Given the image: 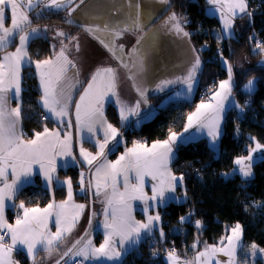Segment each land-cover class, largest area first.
<instances>
[{
    "label": "snow or ice",
    "instance_id": "6c2138e0",
    "mask_svg": "<svg viewBox=\"0 0 264 264\" xmlns=\"http://www.w3.org/2000/svg\"><path fill=\"white\" fill-rule=\"evenodd\" d=\"M85 0H0V264H18L13 252L16 250L25 252L32 264H36V258L41 252L46 254V259H51L55 254L58 258L55 264H123L122 257L134 250L142 240L159 232L161 240L165 233L161 225L159 211L170 200H177L175 193L178 187H183L184 177L176 176L170 163L173 159V148L178 140L187 143L195 138L194 134L184 137L174 131H169L167 139L157 140L150 147L144 143L136 142L132 148L125 152L114 162L107 156L121 142L117 140L121 133L113 124L109 123L105 115V102L112 103L118 108L119 119L123 125L129 117L139 116L141 104H147V93L150 90L144 83L143 74L146 71V53L141 51L144 35H140L129 54H125L124 45H116V40L121 39L126 32H141L147 34L145 25L141 20L139 0H121L119 4H113L108 10L107 16L99 13L90 15V22L80 25L94 39L116 59L120 67L124 68L128 80L132 81V87L139 99L134 103L123 100L119 95L118 70L111 66L98 67L82 92L74 103L75 129L77 143L79 144V157L73 155V137L70 129L73 121L70 118L73 107V90L80 85L79 69L77 64L68 55L69 45L80 50L79 38L70 35L63 30H57L55 38L59 40L60 48L54 51L52 56L43 60L33 61L29 55L28 46L36 38L45 36L49 31L47 26L40 29L33 26V18L30 13H35L38 21L43 18L44 10L49 12L65 11L66 23L73 24L72 13L84 4ZM160 3H168V0H159ZM215 13L223 23V31L230 35L233 22L236 17L247 14V0H207ZM6 12L9 14L6 16ZM115 17H118L114 19ZM10 18V25H6V19ZM181 17L173 12L165 21V27L177 35L190 37V33L184 31ZM99 21V22H97ZM218 40L220 37L217 38ZM18 40V44L16 41ZM67 41V43L65 42ZM15 45L14 51L8 49ZM55 49L56 45H52ZM255 49L264 54V44L257 42ZM254 49V50H255ZM195 52V49H192ZM35 63L39 76L42 94L41 107L47 115L43 120H54L55 127L49 129L44 125L43 131L34 132L32 138L20 128L21 121V70L24 66ZM200 59L197 55L188 67L187 73L174 79H162L155 84V91L162 92L169 86L180 83L186 87L190 96L193 91L196 74L200 68ZM227 66L228 78L219 82L218 89L212 92L207 100L202 99L196 105L195 111L187 115V123L184 133L190 129L206 134L210 137L209 148L216 150V141L219 137L220 123L225 111V102L232 96L233 69L232 65L224 60ZM72 73L69 75V73ZM254 79H249L244 86L246 92L254 90ZM211 91V90H210ZM180 93H177L179 96ZM171 99V98H170ZM13 100L16 106L12 107ZM232 106L244 108L231 102ZM152 113H145L144 117L137 120L139 125L143 120L151 118ZM67 127L69 131L61 129ZM255 145L247 149L246 156H239L234 160L237 166L234 174H239L243 179L252 176L253 154L264 150V144L251 138ZM116 141L113 148L109 144ZM92 144L95 153L88 151L84 143ZM107 149V152H106ZM71 160L63 167L78 166L83 163L87 166V172L79 173V186L81 193H91L94 197H103V221L98 227L103 229V242L97 247L90 238L92 218L89 219L88 229L79 238L70 244L66 241L75 229L85 209L84 204L74 202L72 179L60 181L57 173L58 158ZM264 159V156L261 157ZM34 166H38L39 174L44 178L46 188L52 193V200L46 207H27L23 201L18 206L14 203L18 193L25 184L30 183V177L34 175ZM134 174V175H133ZM227 175V174H226ZM122 178V180H121ZM146 178H150L151 195L145 191ZM54 185L56 187H54ZM67 186V197L57 202L55 191ZM121 187L123 190H121ZM187 199V192L184 191ZM141 201L144 207L141 209L145 219L137 220L134 215L133 202ZM256 207H261L257 204ZM22 210V215L17 214L15 223H9L5 211L6 208ZM155 211V214H151ZM96 213H92L95 217ZM189 217H180L183 224L189 221ZM54 219L55 231L49 228V223ZM199 230L201 222H195ZM242 228L239 223L231 229V235L222 237L220 246L204 245V250L199 251L192 260H181L175 248L167 251V264H238L237 251L241 246ZM6 237L8 241H6ZM226 241V243H225ZM199 244L197 240L192 248L195 250ZM251 252L239 264H247V255L255 258L258 254H264V248H258L253 243ZM217 254H222L227 260L221 261ZM153 255H156L154 252ZM79 258V259H78Z\"/></svg>",
    "mask_w": 264,
    "mask_h": 264
},
{
    "label": "trees",
    "instance_id": "16d2710c",
    "mask_svg": "<svg viewBox=\"0 0 264 264\" xmlns=\"http://www.w3.org/2000/svg\"><path fill=\"white\" fill-rule=\"evenodd\" d=\"M89 1L85 0L84 4H81L76 11ZM169 1L170 6L165 14L174 11L183 16L185 28L188 31L194 29L199 19L203 17V0ZM260 1L261 13L254 12L251 16L246 15L236 19L234 36L219 42L224 48L222 58L235 67L233 94L236 102L243 106V103L248 101V108L245 112H241L239 107L227 112L218 153L210 150L208 142L204 138L180 144L176 150L172 169L176 175L184 177V188L180 187L178 190L182 199L178 202H170L160 212L163 230L166 232L169 227H173L168 243L172 242L178 252H183L197 240L199 241L197 250L205 243L218 244L221 238L237 223L242 227L245 247L255 243L264 248V160L253 164V176L249 179L245 180L239 174H234L233 171L234 160L239 156H246L247 149L254 146L252 137H255V141L264 144V67L257 66V62L264 57V54H260L259 50H254L250 43L255 35H259L263 38L264 44V0ZM248 2L250 10L252 9V0H248ZM32 18L35 26H75L66 23V19L69 17L65 11L50 13L49 10H44L43 18L37 21L35 13ZM206 21L207 24L213 25L210 19ZM81 30L80 26L75 27V32ZM190 39L203 60L204 37L192 34ZM29 53L33 61L49 57L52 54L49 40L43 37L34 39L29 45ZM242 59H247L249 63L245 69H239L237 66ZM225 77L226 71L221 63L212 62L204 67L200 79L202 84H206L211 80L217 83ZM249 79H254L255 82L254 90L251 93L244 89ZM39 97L40 92L32 63L24 71L21 109L23 130L28 138H32L34 132L43 128L39 121L41 114L38 106ZM165 98V92L148 97L149 105L154 108V116L143 121L139 126L136 125V121L144 115L134 119L125 134L117 139L122 143H119L116 149L109 153L110 158L116 157L125 148L140 142L141 139H145V144H150L166 139L170 130L179 132L184 128L187 115L198 104L197 99L170 101L161 105ZM106 116L120 133L124 131L126 126L121 124L114 105L110 104L106 108ZM115 144L116 141L110 148ZM195 169L198 170L199 175L194 173ZM80 172L81 167L69 166L60 168L57 171V176L58 178H71L75 199L89 202V193L84 195L78 193ZM230 172L232 173L230 174ZM184 191L187 192V199L183 197ZM66 195V187L58 188L55 191L56 200H63ZM16 200L23 201L29 207L45 206L52 200V194L40 182H36L23 187ZM257 204L261 207H256ZM190 213L192 215L189 221L182 224L180 217H189ZM9 218L11 219L10 214ZM197 220L201 222L199 230L195 226ZM156 236L157 233L153 237L144 239L124 257L123 264H165V262H155L151 259V247L159 245L160 242V239L154 238ZM101 242L102 237L99 234L95 237V243L100 245ZM16 257L20 264H31L20 251L16 253ZM257 264L262 263L258 262Z\"/></svg>",
    "mask_w": 264,
    "mask_h": 264
},
{
    "label": "crops",
    "instance_id": "0c3cea01",
    "mask_svg": "<svg viewBox=\"0 0 264 264\" xmlns=\"http://www.w3.org/2000/svg\"><path fill=\"white\" fill-rule=\"evenodd\" d=\"M92 1H95V0H90L83 7H81L80 9H78L74 13V15H76V13H78L80 10H82L83 8H85L86 6H88V4H90ZM102 1L108 2L109 6H112L114 4V1L113 0H102ZM204 1L207 2V0H204ZM247 3H248V0H247ZM93 4H96V3H93ZM168 8L166 10H164V12L161 13L160 16L155 20V25L158 26L160 24V22L165 21L166 18H168L174 12V11H171V12L165 14L166 11L168 10ZM248 10H249V5H248ZM140 11L141 12L142 11L146 12L145 10H142V9H140ZM33 14L34 13H30V16L32 17ZM206 14H207L208 18L213 22V25H215V27L217 28L216 29V32H217L216 34H218V36H220L222 38V40H225V39H228V38L234 36L235 21H236V19L241 18V16L238 15L236 17V19L234 20L233 25H232V28L230 30V35H229V34H226L223 31V23H222V21L219 18V13H215L213 11V9H212V6L209 5V4H208V6L206 8ZM8 15L9 14L6 12V16H8ZM246 15L247 14H243V16H246ZM141 20H142V23L145 25V28L146 29H150L148 26L146 27V23H147L146 17H143L141 15ZM5 23H6V25H10V18L6 19ZM74 25H75L74 27L73 26H69V25H60L61 27L59 25L58 26L57 25H42V26H38V27L40 29H43L45 26H47V28H48L49 31L46 34V39H48L49 42H50V44H51L52 53L54 51H58L59 50V48H60L59 40L62 39V38H55V39L53 38V37H55V33H56L57 30H63L64 32H66L68 34L73 35V36H76V37L79 38V44H80V50H79V52H76L75 51V48L72 45H69L70 51L68 52V55L77 64V67H78L79 73H80L79 80H80L81 83H80L79 86H77V88H75L73 90V107L70 109V112L72 113V115H71L70 118L73 121V127H72V129H70V131L72 132V137H73V140H72V143H73V155H75L77 157V160H80V157H79V144L77 143V136H76V129H75L74 103H75L76 100L79 99V94L82 92L83 87L86 85V82L89 80V78L91 77V75L93 74V72L98 67H101V66H111L113 68H116L118 70V75H119V88H118V91H119L120 97L123 100H125V101H127L129 103H134L137 99H139V97H138L136 91L132 87V81L128 80L127 73H126V71H125L124 68L120 67L119 62L111 56V54L107 51V49H105L103 47V45H101L99 43L98 40L94 39L92 36H90L83 29L80 32H75V27L76 26H80L82 24H80V25L74 24ZM33 26H35V25H33ZM183 27L185 28V20H184ZM150 35H151L150 36V40H151L150 41V44H142V47H141V51L142 52H145L146 55H147L146 56V71L143 74V80H144V83L150 89L149 90V93H147V96L148 97L151 96V95H154V94L158 93L154 89L156 83H158L162 79H172L171 78V74L168 72V69L171 66L183 67L185 65V63H186L185 62L186 60L184 58H182V59H175L174 60V59H171V58H166V57L162 58V57H159V51L161 50V48H160L161 47V40L165 36H167V35L170 36V30L167 31V33L162 34V35H156L154 33H152V34L150 33ZM172 35H174V34H172ZM139 36H140V32H136V33H128V32H126V33L123 34V37L121 39L116 40V45L119 46V45L123 44L124 45V48H125V54L127 55V54H129L131 52V49L136 44V40H137V38ZM159 36H161V37H159ZM41 37L45 38V36H41ZM65 42L67 43V41H65ZM16 44H18V40L16 41ZM52 45H56L55 49H53ZM8 50L9 51H14L15 50V45L12 48L8 49ZM28 51H29V46H28ZM149 52H152V54L151 55H148ZM29 55H30V53H29ZM51 56H52V54L49 57H51ZM49 57H47V58H49ZM224 60H226V59L225 58H222L221 59V65L224 68V70L226 71V77L224 79H222V80H225V79L228 78V76H227V66L223 63ZM241 61H239V62L241 63ZM243 61H245L244 67H246L247 65H249L247 59L246 60H243ZM240 63H238V64H240ZM28 66H24L22 68V70H21V89H22V91H21V109H22V95H23V91H24V71H25V68L28 67ZM33 66H34V73H35V77H36L37 87H38V90L40 92V97H41L42 90L40 88V81H39V76H38V74L36 72L35 63H33ZM239 66H240V67H238L239 69H243L242 66H241V64ZM202 67H203V60H202V57H201L200 68H199V70H198V72L196 74L195 82L193 84V91H192V93H191L190 96L187 94L186 87L183 84L176 83V84H173V85L169 86L164 91H162V92H165L166 93V96L167 97L165 98V100L162 102L161 105H165V104H167L170 101H178V100L193 101L194 100V97L196 95V91H197L199 82H200L201 72L203 70ZM232 69H233V80H232V83H233V89H234V70H235V67L232 66ZM71 74L72 73L70 72L69 75H71ZM183 75H185V73H182L181 76H183ZM222 80H220V81H222ZM220 81H218L216 83V87H215V89L212 92H214L215 90L218 89V86H219V82ZM177 93H180V95L177 96ZM40 97L38 99L39 109L41 110V113L42 114L47 115V113L45 112V110L41 107ZM110 99H112V103H108L107 101L105 102V115H106V108L110 104L114 105L116 107L117 111H118V108L115 105L114 98H110ZM233 100L237 104L236 99H235L234 94H233V90H232V96H230L229 97V100L225 102V111L223 113V118L221 120L220 129H219L220 134H219L218 140L216 141V150H215L216 153L219 152L220 138H221V136L223 134L225 116H226V114H227V112L229 110H231L233 108H238V107L232 106L231 102ZM11 106L12 107H15L16 106V102L14 100H13ZM193 111H195V109ZM145 113H152L151 118L155 114L154 108H152V106L149 105L148 102H147V104H143V103L141 104V107H140V115L139 116H143V115H145ZM118 114H119V112H118ZM135 117H138V116L129 117V120L127 122H125L123 124V126H127L129 124V122L133 118H135ZM106 118H107V116H106ZM151 118H149V119H151ZM149 119H147V120H149ZM107 120H108V118H107ZM143 121H145V120H143ZM108 122H109V120H108ZM186 123H187V119L185 121V124ZM45 124H47V126L49 127V129H52L53 127H55L56 122L54 120H49L48 123H45ZM45 124L42 123L43 127H44ZM139 125H137V126H139ZM19 126H20L21 130L24 132L23 125H22V113H21V121H20V125ZM41 131H43V128H42V130H40L38 132H41ZM64 131H69V129H67L66 126L64 128H62L61 129L62 135H63V132ZM176 133L178 135L180 133H183L184 137H189L190 134H194L195 135V138L194 139H191L189 142H194V141H197L199 139L204 138V139L207 140L208 145H209L210 137L207 136L206 131H205L204 134H201V133L196 132L194 129H190L188 133H184V128H183L181 131L176 132ZM119 137L120 136H118L117 139H119ZM167 138H168V136H167ZM114 142L115 141H112L109 144L108 147L110 148L111 145ZM189 142H187V143H189ZM120 143H122V141ZM140 143H143V142L140 141ZM180 144H184V143H182L181 141L178 140L177 144L174 145V148H173V159H172V161L170 163L171 169H172V163H173V161H174V159L176 157L177 147ZM145 145L148 146V147H150L152 145V143L145 144ZM254 145H255V142H254ZM84 147L88 151H91L93 153H95V151H96L95 147L92 144H89L87 142L84 143ZM132 147H133V145L130 146V147H128V148H132ZM126 149L127 148H125L122 152H120L114 158H110V156H109L110 154H108V156H107L108 160L114 162L116 159H118L125 152ZM106 152H107V149H106ZM262 156H264V150H261L260 152L254 153L253 154V163H252V166L256 162L261 161V160H264V159H261ZM70 160H71L70 157L65 158V159L58 158V160H57V165H58L57 171L60 168H65V167H63V165L66 162L70 161ZM78 167H81V171L83 170V171L87 172V166L84 165L83 163H80L78 165ZM236 168H237V166L235 165V168L234 169H236ZM33 171H34V175L29 178L31 182L28 183V184H25L23 187H25L27 185H30V184H34L36 182H40V184L43 187L46 188L44 178H43V176L41 174H39L38 166H34ZM172 171H173V169H172ZM173 173H174V171H173ZM56 175H57V173H56ZM176 176H178V175H176ZM252 176H253V170H252ZM251 177H249V178H251ZM249 178H247V179H249ZM65 179H67V178H59L60 181H64ZM121 180H122V178H121ZM152 183H153V181H151L150 178H146L145 191L148 193L149 196L151 195V184ZM183 185H184V183H183ZM54 187H56V186L54 185ZM64 187H66V190H67V186L65 185ZM179 188L180 187L177 188L176 193L174 194L175 197L178 198V201H180V199H182L179 196V193H178ZM121 190H123L122 187H121ZM49 193L52 194L51 192H49ZM78 193L81 194V195H84L86 193L88 194V192L81 193L80 192V186L78 188ZM73 194H74V202L77 203V204H84L86 207H85V209H84V211H83V213H82V215H81V217L79 219L78 224L76 225L75 229L71 233V236H69L70 237V240H68V241H70L69 244L71 242H73L80 235V233L83 231V229H84V227H85V225L87 223L88 213H89V202H85V201H82V200L81 201L76 200L75 199V191L74 190H73ZM66 197H67V195H66ZM102 200H103V197H99V198L94 197V212L96 213V215H95V217H93L92 227H93V225L95 227L90 230V238L92 239L93 243L97 247L99 245H97L95 243V237L100 234L101 237H102V242H103V239H104L103 229L100 228V227H98V225H100L101 222L104 219L103 214H102L103 208H104V204L102 203ZM56 201L59 202L61 200H56ZM170 202H177V200H170L165 206H167ZM14 203L18 205L20 203V201L15 200ZM46 206L47 205H45V206H32V207H40V208H43V207H46ZM165 206H161V207H159L158 209L155 210V211H159V213H160L161 223H162V215H161L160 210L163 209ZM27 207H29V206H27ZM143 207H144V205H143V203L141 201H134L133 202L134 215H135V217H136L137 220L144 221V219H145V217H144V215H143V213L141 211V209ZM9 209L10 208H6L5 215H6V218H7L8 222L10 223ZM155 211H153L151 214H155ZM21 214H22V210H21ZM54 219L55 218L53 217L51 219V221H52V224H53V230L55 231ZM233 227H235V225ZM231 229L228 231V233L224 237H226L228 235H231ZM156 233H157V236L154 237V238L155 239H160L159 232L158 231L155 232L153 234V236ZM153 236H149V237H153ZM220 241H219L218 244H215V246H220ZM225 243H226V241H225ZM192 245L191 246H188L186 249H184L183 252H181V251L178 252V255L180 256V258H181L182 261L183 260H192L193 257L196 255L197 252L204 250V245L199 250H197V248L195 250H193ZM207 245L212 246L213 244H207ZM241 246L243 248V251H241L240 249H238V251H237L238 264H239L240 261H242V260L245 259L246 254H248V253L251 252V248H250L251 245L250 246H247V247L244 246L243 233H242V236H241ZM258 248H261V247L258 246ZM125 256L126 255H124L122 257V261H123V259H124ZM217 258L220 259L221 261L227 260L226 257H223L222 256V254H217ZM246 259H247V264H257L258 262H261L262 264H264V254H258L255 258L251 257L250 255H247V258ZM97 264H99V262H97ZM165 264H167L166 259H165ZM212 264H215V261H213Z\"/></svg>",
    "mask_w": 264,
    "mask_h": 264
},
{
    "label": "rangeland",
    "instance_id": "374dc122",
    "mask_svg": "<svg viewBox=\"0 0 264 264\" xmlns=\"http://www.w3.org/2000/svg\"><path fill=\"white\" fill-rule=\"evenodd\" d=\"M113 1L115 4H119L121 2V0H113ZM77 2H78V0H77ZM93 3H96V4H93ZM139 3H140V9L146 11V12L142 11L141 15L143 17H146V20H147L146 27L148 26L150 28L149 32L151 34L154 33L156 35H162V34L167 33V31H169V28L164 26L167 18L165 21L160 22V24L158 26L155 25V20L160 16L161 13L164 12V10H166L170 6V1L168 0V3H160L159 0H139ZM248 4H249V2H248ZM111 7L112 6H109L108 2H104L102 0H95V1H92L90 4H88V6H86L82 10H80L78 13H76V15H72L71 19H73L75 21L74 24H76V25L85 24L87 22H90V15L91 14L99 13L101 15L107 16L108 10ZM179 17L182 18L181 24L183 26L184 18H183V16H179ZM116 18H118V17H115L114 19H116ZM97 22H99V21H97ZM185 29L186 28H184V31L188 32V30L187 29L185 30ZM172 34H174V35H172ZM159 37H161V36H159ZM160 48H161V50L159 51V57H162V58L166 57V58H171L174 60L184 58L186 60L185 61L186 63L183 67L171 66L168 69V72L171 74L172 79H174L177 76H181L182 73L186 74L188 67L191 65L192 61L195 59V57L197 55L199 56V59L201 62V56H200L201 54L199 51L196 50V48H194V45L191 42L190 37H183L182 35H177L173 31H170V36L167 35L161 40V47ZM192 49H195L196 51L193 52ZM151 54H152V52L148 53V55H151ZM243 60H246V59H242L241 63L240 62L239 63L241 64L242 68L245 69L247 66L244 67L245 61H243ZM240 64H238L237 66L240 67L239 66ZM203 68H204V65H203L202 69ZM154 89H155V87H154ZM148 93H149V91H148ZM160 93H162V92H158L156 94H160ZM161 225H162V223H161ZM94 227L95 226L93 225L92 229ZM49 228L54 232L52 221H50V223H49ZM68 240H70V237H68L66 244H69L70 241H68ZM17 252H19V250H16L13 252V257L15 260L18 261V264H20L19 260L16 257ZM20 252H22V251H20ZM22 253L26 256L25 252H22ZM56 258H57V256L54 254L51 259H46V254L42 252L36 258V264H50L53 261H55ZM28 259L32 264L31 259L30 258H28Z\"/></svg>",
    "mask_w": 264,
    "mask_h": 264
},
{
    "label": "built area",
    "instance_id": "2783aa9c",
    "mask_svg": "<svg viewBox=\"0 0 264 264\" xmlns=\"http://www.w3.org/2000/svg\"><path fill=\"white\" fill-rule=\"evenodd\" d=\"M207 6H208V3L203 0L202 1L203 17L201 19H199V21L196 23V27L194 29L188 31V33H190V35L193 34V35H198V36L204 37L203 45H202V51L204 52V58H203L204 67L208 63H211V62L216 63V64H220L221 59H222L223 49H224L223 45L219 44V42L222 40V38L220 36H218V34H216L217 28L213 25L207 24L206 20L209 19L207 14H206ZM248 11L251 12V15H253L254 12L261 13V1L260 0H252V9H250ZM218 37H220L219 40L217 39ZM257 42H260L263 44V38L259 35H255L250 42L253 49H255V44ZM255 50H259V49H255ZM215 87H216V82H214V80H211L210 82H207L206 84H202L201 79H200V82H199V85H198L194 99H197L198 103L201 102L202 99L207 100V97L211 95V93L215 89ZM248 106H249L248 101H245L243 103V106H242L244 108L243 112L246 111ZM43 116H45V114L41 113L39 115V121L41 123H44V124L48 123L49 120H43L42 119ZM141 142L145 143V139H141ZM194 173L196 175H199L197 169L194 170ZM231 173L232 172H230V174ZM18 213L21 214V210L18 207L9 209V214L11 215L10 223H12V224L15 223L16 215ZM172 230H173V227L171 226V227H169V229L166 232L164 231V233H165L164 239L163 240L160 239L159 245L151 247V259L153 261L165 262L166 253H167V251L171 250L172 248H175V250L178 254V249L176 248V246L172 242L168 243V240L170 238ZM6 241L8 242L7 237H6ZM154 252L156 253V255H153ZM74 264H75V262H74Z\"/></svg>",
    "mask_w": 264,
    "mask_h": 264
},
{
    "label": "water",
    "instance_id": "95a60500",
    "mask_svg": "<svg viewBox=\"0 0 264 264\" xmlns=\"http://www.w3.org/2000/svg\"><path fill=\"white\" fill-rule=\"evenodd\" d=\"M257 66H259V67H264V57L261 58V59L257 62ZM138 117H139V116H138ZM138 117L133 118V119L129 122V124L126 126V128L124 129V131L121 133V136H120V137H122V136L125 134V132L130 128V124H131V122H132L134 119L138 118ZM93 212H94V199H93V195H92L91 193H89V213H88L87 223H86V225H85L83 231L80 233V235H79L77 238H79L80 236H82V235L84 234L85 230L88 229V222H89V219H90V218H92V223H93V217H92V213H93ZM77 238H76V239H77ZM56 259H57V258H56ZM50 264H55V261H53V262L50 263Z\"/></svg>",
    "mask_w": 264,
    "mask_h": 264
},
{
    "label": "flooded vegetation",
    "instance_id": "af4514ba",
    "mask_svg": "<svg viewBox=\"0 0 264 264\" xmlns=\"http://www.w3.org/2000/svg\"><path fill=\"white\" fill-rule=\"evenodd\" d=\"M147 34L145 35L144 33L140 32V35H144V41H142V44H150V32L149 29H146Z\"/></svg>",
    "mask_w": 264,
    "mask_h": 264
},
{
    "label": "bare ground",
    "instance_id": "6f19581e",
    "mask_svg": "<svg viewBox=\"0 0 264 264\" xmlns=\"http://www.w3.org/2000/svg\"><path fill=\"white\" fill-rule=\"evenodd\" d=\"M212 63V62H211Z\"/></svg>",
    "mask_w": 264,
    "mask_h": 264
}]
</instances>
